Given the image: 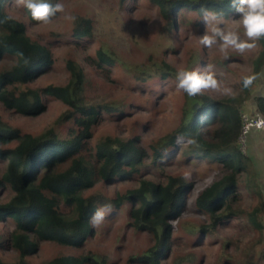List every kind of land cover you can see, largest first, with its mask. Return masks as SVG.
Wrapping results in <instances>:
<instances>
[{"label":"trees","instance_id":"trees-1","mask_svg":"<svg viewBox=\"0 0 264 264\" xmlns=\"http://www.w3.org/2000/svg\"><path fill=\"white\" fill-rule=\"evenodd\" d=\"M16 1L29 23L48 24L34 20L20 0H0V106L21 119L44 115L53 99L64 110L39 134L23 130L0 114V190L10 193L7 201L0 202V227L9 224L12 228L7 234L0 229V252H13L17 257L6 262L0 256V264H34L31 259L43 245L55 246L58 253L40 264H121L108 253L87 251L103 222L117 215L127 217L126 227L135 236L143 234L149 241L125 264H252L250 251L264 239V191L253 159L240 149L239 137L241 113L264 67V36L255 39L260 52L248 64V71L232 67L243 61L238 52L209 58L205 48L197 47L183 54L182 68L164 58H148L129 67L104 48L97 49L95 59L86 63L102 70V84L109 92H120L123 82L112 75L121 70L136 83L162 86L157 88L162 93L176 84L183 98L172 130L149 144L137 122L126 133L97 138L98 128L105 123L118 128L134 121L131 108L137 107L133 101H92L90 92L96 87L82 65L72 60L66 63L69 78L65 84L31 88L54 67L55 43H72L80 50L94 44L95 19L75 15L72 29L63 37L35 38L27 23L8 11ZM43 2L55 9L54 1ZM150 2L158 7L168 30L177 29L176 18L184 12L197 19L205 18L206 12L208 18L215 14L217 21L243 16L236 10L240 0ZM59 13L51 16V22ZM246 33L241 30L236 38ZM180 72L212 76L217 82L228 77L233 93L220 98L217 87H209L190 96L178 87ZM248 78L253 79L246 86ZM257 105L264 116V98ZM199 163L218 175L192 198L197 182L188 167L196 169ZM174 166L180 170L169 171ZM246 196L255 200L252 208L245 206ZM98 210H104V220L94 227L90 221ZM194 215L203 223L188 225L185 220ZM236 218L244 219L257 237L249 245L224 243L222 257L208 263L197 250L202 239L214 240L218 230ZM178 243L194 249L174 252ZM231 250L235 254L228 256ZM259 257L263 259L264 254Z\"/></svg>","mask_w":264,"mask_h":264},{"label":"rangeland","instance_id":"rangeland-1","mask_svg":"<svg viewBox=\"0 0 264 264\" xmlns=\"http://www.w3.org/2000/svg\"><path fill=\"white\" fill-rule=\"evenodd\" d=\"M47 1V0H43ZM64 6L63 12H60L55 21L46 25L35 26L29 23L28 18L21 9V4H12L8 9L10 14L18 20L27 23L28 30L35 38H44L50 34H60L62 37L72 29L75 15L91 16L95 19L94 23V44L85 45V48L79 49L72 43L58 42L53 45L55 65L51 71L40 77L38 81L31 85L32 89L43 88L51 84H65L69 78L66 71V63L70 60L76 61L86 70L87 78L96 87V90L90 92L92 101L103 102L108 99H123L133 101L137 107L131 108V115L134 121L120 124L118 128L111 124H103L98 128L96 137L100 138L110 134H120L129 131L133 122H137V128L143 129L144 142H150L162 137L171 131L176 121V111L178 110L183 98L176 84H173L171 91L165 93L159 92L157 88L162 86L156 83L143 85L136 83L124 71H118L112 77L119 78L123 82L120 92H109L102 84L103 72L87 66V61L95 59V52L99 48L104 50L129 67L138 66L152 59H166L172 65L182 68L183 54L186 51H192L194 48L203 47L209 55V58L223 56L227 51L238 52L242 55V63L232 64V67L248 71V64L253 61L260 52V44L255 39L245 36L237 39L236 34L241 30H246L243 25V16L238 15L225 20H216L213 16L203 19H197L190 12H184L179 15L177 20V29L168 30V24L159 13L158 7H154L150 0H48ZM207 35L212 38L213 43L203 44L202 38ZM232 35L237 43H247L254 47L239 50L234 45L225 43L224 37ZM194 57V55H191ZM195 58V57H194ZM230 78H224L217 82V97L223 98L224 95L233 93L229 85ZM171 83L169 84V86ZM124 90L131 92H124ZM170 92V93H169ZM166 96L165 94H168ZM47 112L36 118H19L18 115L7 111L0 106V114L12 122L18 124L23 130L39 134L47 130L54 120L64 110L61 102L53 99L47 103ZM133 105V106H134ZM15 125V124H14ZM255 169L259 176L261 188L264 191V159H255ZM196 169L188 167L196 183V189L192 191L193 198L200 188L209 184L217 178L215 169H208L204 163H199ZM176 166V165H175ZM174 166V167H175ZM180 166L169 171L177 172ZM110 193L116 190V186L110 189ZM8 190H0V202L7 201L10 198ZM100 191V187L96 189ZM246 204L252 208L255 200L249 196L245 197ZM257 201V200H256ZM188 225H200L203 223L197 215L188 216L185 220ZM127 217L117 215L103 222L100 234L97 238L89 242L87 251H96L108 253L111 259H119V263L125 264L132 254H138L149 244L148 238L141 234L135 236L127 228ZM3 233L12 230L11 226L0 227ZM126 234V235H125ZM125 235L124 239H121ZM257 237L253 228L242 218L232 219L228 224L219 229L214 240L204 237L203 244L198 248L208 263H212L217 258L222 257L221 247L224 243L230 241L234 246L249 245L250 241ZM121 243V246L119 244ZM174 252L193 250L188 243H178L173 247ZM250 261L256 264H264V258H260L264 252V239L253 247L250 251ZM58 253L53 245H43L37 256L32 258L34 264H40L49 261ZM262 253V254H261ZM234 250L228 253V256L234 255ZM1 258L6 262H13L17 259L13 252H0Z\"/></svg>","mask_w":264,"mask_h":264},{"label":"clouds","instance_id":"clouds-1","mask_svg":"<svg viewBox=\"0 0 264 264\" xmlns=\"http://www.w3.org/2000/svg\"><path fill=\"white\" fill-rule=\"evenodd\" d=\"M20 2L29 9L34 20L43 23H50L51 16L55 15V12H63L64 10L62 4H57L53 9L49 3L43 2V0H20ZM236 10L243 13V25L249 38L256 39L264 36V0H240V6ZM209 15V13H205V20ZM211 15L214 16L215 14ZM69 19L74 18L69 17ZM224 40L226 44L234 45L241 51L254 47V45L247 43L238 44L232 35L225 36ZM201 42L210 46L213 40L205 35ZM177 78L179 80L178 87L184 89L190 96L196 95L202 88L217 87V81L212 76L201 77L193 72H180ZM252 79H246L245 85L250 84ZM103 220L104 210H98L91 218L90 223L95 227L99 226Z\"/></svg>","mask_w":264,"mask_h":264},{"label":"crops","instance_id":"crops-1","mask_svg":"<svg viewBox=\"0 0 264 264\" xmlns=\"http://www.w3.org/2000/svg\"><path fill=\"white\" fill-rule=\"evenodd\" d=\"M264 98V67L258 78L257 85L253 88L252 96L244 111L254 115L260 113L257 100ZM261 114V113H260ZM247 155L253 161L255 159H264V130H252L247 139Z\"/></svg>","mask_w":264,"mask_h":264},{"label":"built area","instance_id":"built-area-1","mask_svg":"<svg viewBox=\"0 0 264 264\" xmlns=\"http://www.w3.org/2000/svg\"><path fill=\"white\" fill-rule=\"evenodd\" d=\"M242 128L239 137L241 151L247 155V139L252 130H264V116L260 113L250 114L246 111L241 113Z\"/></svg>","mask_w":264,"mask_h":264}]
</instances>
